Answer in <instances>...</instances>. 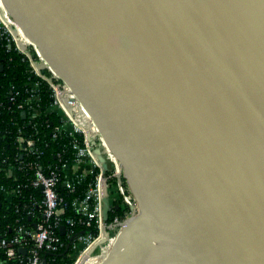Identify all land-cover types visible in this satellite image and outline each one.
I'll list each match as a JSON object with an SVG mask.
<instances>
[{"label": "water", "instance_id": "1", "mask_svg": "<svg viewBox=\"0 0 264 264\" xmlns=\"http://www.w3.org/2000/svg\"><path fill=\"white\" fill-rule=\"evenodd\" d=\"M2 3L137 202L99 264H264V0Z\"/></svg>", "mask_w": 264, "mask_h": 264}, {"label": "built area", "instance_id": "2", "mask_svg": "<svg viewBox=\"0 0 264 264\" xmlns=\"http://www.w3.org/2000/svg\"><path fill=\"white\" fill-rule=\"evenodd\" d=\"M1 2L0 34L28 63L32 75L37 79L27 85L23 99H20L18 103L13 96H10L9 101L16 103V108L21 110L23 115L28 113L34 117L39 103L37 89L40 82H44L51 91V102L48 108L56 114L60 122V125L52 132V137L58 138L62 132L72 138L73 135H80L82 146L77 140L72 139L69 142L70 149L75 152L72 163L61 162V154L57 153L59 164L43 168L32 160L41 156L37 141L23 136L16 138L20 160H16L15 167L10 165L4 169L0 168V173L16 181L17 173L21 171L22 179L15 188L10 190L0 186V197L9 201L20 195L23 188L39 189L40 200L30 198V204L39 206L41 219L38 223H33L32 227L24 225L15 227L11 237L0 236V250L3 252L0 264H9L12 261H18V264H47L44 256L46 253L56 256L52 259V264H67L69 260H72V264H79L91 247L107 233L106 242L91 255L93 258L91 264L98 259L102 262L115 243L123 225L137 214V202L123 179L119 162L111 154L89 114L71 88L52 71L35 45L30 43L23 31L14 23ZM86 133L90 134L94 142L93 147L89 145ZM95 148H99L105 158L108 167L105 171L94 154ZM95 169L97 173L86 192L80 197H75L70 203L72 211L76 213V221L66 217L63 199L56 191L60 177L65 179V188L73 192V183H80L86 175L95 174ZM104 197L108 199L110 208L107 221H104L102 217ZM116 206L118 210L123 211L124 216L121 218L115 215L109 221V215L117 211ZM26 214L33 215L30 210H26ZM74 225L84 229L94 227L97 236L93 237L88 233L70 237L73 231L67 233L66 228H73ZM61 227H64L63 234L60 232ZM65 234L70 237L71 253L61 254L60 251L64 246L61 237ZM22 250L25 252H21Z\"/></svg>", "mask_w": 264, "mask_h": 264}, {"label": "trees", "instance_id": "3", "mask_svg": "<svg viewBox=\"0 0 264 264\" xmlns=\"http://www.w3.org/2000/svg\"><path fill=\"white\" fill-rule=\"evenodd\" d=\"M35 80L37 79L32 75L28 63L14 51L13 46H9L0 34V168L2 169L10 165L15 167L16 160H20L15 142L18 136L32 138L37 141L41 156L32 160H35L43 168L59 164L57 153L61 154V162L71 164L72 156L74 159L75 153L69 147V142L72 139L77 140L82 146V136L80 135H73L72 138L67 133L62 132L58 138L52 137V132L60 125V122L56 114L48 108L51 102V91L44 82H40L37 89L39 103L34 117L28 113L23 115L22 111L16 108V103L9 101L10 96L15 97L17 103L20 99H23L24 89L30 82ZM19 172L16 181L5 177L4 173H0V186H3L6 190L15 188L22 179V172ZM96 173L97 170L95 169V174H88L80 183H73V192L65 188V179L60 177L56 191L58 196L63 199L66 217H71L76 221L77 216L74 210L72 211L70 203L75 197H80L86 192ZM30 198H34L36 201L40 200V190L30 187L23 188L20 195L9 201L0 197L1 237H11L15 227L20 225L32 227L33 223L39 222L41 219L39 206L37 204L31 205ZM26 210H30L33 215H27ZM115 215L123 218L124 213L121 210L114 211L109 215V221ZM66 230L67 233L73 231L70 237L88 233L93 237L97 236L94 227L84 229V227L74 225L73 228L67 227ZM66 234L61 237L64 243L60 251L61 254L70 240V237H67ZM68 253H71V249ZM44 256L47 264H52V259L56 257L47 253ZM0 259H3L1 250ZM66 263L72 264V260ZM9 264H18V261H12Z\"/></svg>", "mask_w": 264, "mask_h": 264}, {"label": "bare ground", "instance_id": "4", "mask_svg": "<svg viewBox=\"0 0 264 264\" xmlns=\"http://www.w3.org/2000/svg\"><path fill=\"white\" fill-rule=\"evenodd\" d=\"M0 1H2V0H0ZM2 3V2H1ZM9 14V13H8ZM15 23V22H14ZM16 24V23H15ZM29 41H30V43H32L31 42V40L30 39H28ZM33 44V43H32ZM102 239H104V238H100L97 242H96V244H98ZM93 261V258L91 257V256H89L88 258H87V261L85 262V264H91V262ZM99 263H101L100 262V260L98 259V260H96L95 261V263H93V264H99Z\"/></svg>", "mask_w": 264, "mask_h": 264}]
</instances>
